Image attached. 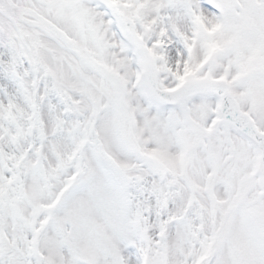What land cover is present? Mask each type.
Here are the masks:
<instances>
[{
	"label": "snow or ice",
	"instance_id": "6c2138e0",
	"mask_svg": "<svg viewBox=\"0 0 264 264\" xmlns=\"http://www.w3.org/2000/svg\"><path fill=\"white\" fill-rule=\"evenodd\" d=\"M0 264H264V0H0Z\"/></svg>",
	"mask_w": 264,
	"mask_h": 264
}]
</instances>
